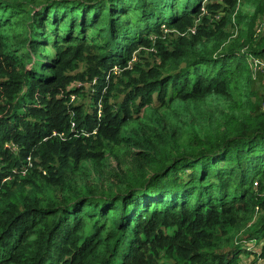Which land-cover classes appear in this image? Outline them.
I'll return each instance as SVG.
<instances>
[{"label": "trees", "instance_id": "1", "mask_svg": "<svg viewBox=\"0 0 264 264\" xmlns=\"http://www.w3.org/2000/svg\"><path fill=\"white\" fill-rule=\"evenodd\" d=\"M243 5L0 0V264L264 256V0Z\"/></svg>", "mask_w": 264, "mask_h": 264}, {"label": "built area", "instance_id": "2", "mask_svg": "<svg viewBox=\"0 0 264 264\" xmlns=\"http://www.w3.org/2000/svg\"><path fill=\"white\" fill-rule=\"evenodd\" d=\"M264 30V12L257 20L256 31L261 32ZM244 51L246 48H243ZM248 61L253 60V77L258 68L264 71V60L257 58L256 56L246 52ZM117 65L113 66L114 70H117ZM97 114L100 115V108H98ZM73 124V123H72ZM82 129L80 132L84 131ZM95 131L94 128L91 132ZM81 134V133H80ZM87 134V132H85ZM25 169V168H24ZM253 184L257 185V179L253 180ZM264 185V183H263ZM257 210V207L255 208ZM237 264H264V256L262 255V240L256 237H247L241 240L240 250L238 252Z\"/></svg>", "mask_w": 264, "mask_h": 264}, {"label": "rangeland", "instance_id": "3", "mask_svg": "<svg viewBox=\"0 0 264 264\" xmlns=\"http://www.w3.org/2000/svg\"><path fill=\"white\" fill-rule=\"evenodd\" d=\"M253 1L254 0H244V5H243V7L244 8H246V9H248L246 12H248V13H251V14H253V12L255 11H253V5H251V4H253ZM242 3H243V1H242ZM205 12V11H204ZM245 12V13H246ZM256 12V11H255ZM258 13V12H257ZM263 12H259V15H261ZM256 20H257V17H256ZM256 26V25H255ZM238 27H239V25H238ZM130 65V64H129ZM253 89L254 90H260L261 89V87H258V85L256 84V86L255 85H253ZM256 216V215H255Z\"/></svg>", "mask_w": 264, "mask_h": 264}]
</instances>
